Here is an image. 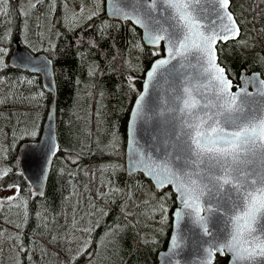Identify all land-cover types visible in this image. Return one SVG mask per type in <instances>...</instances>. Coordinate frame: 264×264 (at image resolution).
I'll return each instance as SVG.
<instances>
[{
    "label": "trees",
    "instance_id": "16d2710c",
    "mask_svg": "<svg viewBox=\"0 0 264 264\" xmlns=\"http://www.w3.org/2000/svg\"><path fill=\"white\" fill-rule=\"evenodd\" d=\"M53 1L46 0V5H52ZM83 1L87 9H98V0ZM102 1V9H98L99 14L91 20L81 17L82 21L75 22L70 19V15L65 23L57 26L53 46L41 50L29 49L34 54L45 53L55 65L60 151L54 161L47 194L39 199L23 178L17 153L10 159L3 157V138H10L12 132L10 120H3L0 116V169H12L8 176L0 180V190L10 189L8 185L16 184L31 201L27 208L10 206L8 209L0 201V222L11 223L10 216L17 217L13 218L19 225L25 223L24 241L36 248L38 240L34 241L33 237L49 235L53 226L64 220L68 200L76 196L81 208L82 199L88 196L96 205L92 216L106 219L98 229L104 228L108 230L107 233L113 229L120 231L118 240L121 244L117 245L120 256L117 264H157L158 254L167 247L172 218L169 214L167 222L156 229L147 225L144 218L150 216L157 219L162 213L160 197L165 192L172 191L157 192L141 174L128 176L125 156L120 162V169L113 171L107 166L113 163L111 154L98 148L110 143V138L103 135L102 130L117 129L122 134L126 149L131 110L142 91L146 72L160 58L152 53L160 51L163 55V49L146 47L141 32L131 23L110 20L105 13V0ZM19 11L15 3L11 5L7 1L5 4L0 0V19L13 16L18 19L14 32L0 39V48L7 49L6 55L0 54L4 61V66L0 67V75H3L9 86L27 88L32 96L44 102L40 109L43 126L50 95L45 91L41 78L17 71L9 63L14 41L20 39L22 43L19 28L21 22L25 18L33 23L37 20L34 13L24 17ZM232 11L242 29L239 40L247 43L238 44L234 41L219 45L220 63L232 81L239 80L241 70L260 72L264 78V62L260 59L264 57V0H232ZM44 20L47 22L46 16ZM3 24H8V21ZM83 91L84 95L89 92L87 97H91L92 101L93 133L85 134L77 125H73L75 112L85 103L80 99ZM2 97L3 93L0 91V103ZM11 110L12 108L8 109L0 104V115L3 112L10 113ZM37 139L24 138L20 142ZM102 186L107 188L108 195L99 194ZM141 196L151 199L140 205ZM98 198L101 200L97 203ZM164 203L172 213L176 207L175 195L172 194ZM150 232L156 240L155 244H148L143 239ZM136 240H139L137 246L134 245ZM226 262V259L217 257L215 264H227ZM55 264L65 263L59 256Z\"/></svg>",
    "mask_w": 264,
    "mask_h": 264
},
{
    "label": "snow or ice",
    "instance_id": "6c2138e0",
    "mask_svg": "<svg viewBox=\"0 0 264 264\" xmlns=\"http://www.w3.org/2000/svg\"><path fill=\"white\" fill-rule=\"evenodd\" d=\"M209 2L214 17L210 21L206 7ZM231 3L232 0H112L111 7L114 17L143 27V39L148 44L158 49L161 41L165 43L163 55L160 51L152 53L161 58L147 72L148 81L165 73L179 77L154 113V118L171 130L162 142L163 154L155 157L133 150L134 162L154 184L161 189L172 186V192L160 197L161 211L167 213L164 202L174 192L180 204L174 216L195 217V223L203 228L202 235L212 236L211 241H205L208 247L202 250L200 264H214L217 253L227 254L228 264H264V79L253 74L234 84L217 63V43L240 36ZM86 10L90 12L89 20L99 14L96 8L87 9V5L80 8V13ZM0 54L6 55L7 49L0 48ZM2 55L0 67L4 66ZM260 59L264 62V57ZM247 83L254 84L255 93L247 90ZM148 90L146 84L131 114L133 136L135 122L149 119ZM11 171L0 169V180ZM8 187L14 188L17 195L6 199L15 200L19 186ZM222 211L227 235L221 238L213 235L207 227L208 218L201 213ZM179 247L174 238L173 255ZM69 261L71 264V257Z\"/></svg>",
    "mask_w": 264,
    "mask_h": 264
},
{
    "label": "rangeland",
    "instance_id": "374dc122",
    "mask_svg": "<svg viewBox=\"0 0 264 264\" xmlns=\"http://www.w3.org/2000/svg\"><path fill=\"white\" fill-rule=\"evenodd\" d=\"M7 1L11 5L15 3L22 16L28 17L33 13L37 16L34 23L25 18L19 26L20 34H22V45L27 49L41 50L53 46L56 41L54 32L57 26L65 23L70 15L71 20L80 22L83 17H88L90 14L88 11L83 14L80 13V8L85 6L83 0H54L52 5H46V0ZM32 5H35V7H32ZM102 6L103 1L98 0V9L101 10ZM98 9L97 11H99ZM45 16L48 19L47 22L44 20ZM17 20L15 16L9 19H0V39L14 32ZM6 21H8V24H3ZM16 88L15 86H9L3 75H0V91L3 93L0 104L8 109L12 108L10 113L3 112L0 115L3 120H10L9 127L13 135L10 138H6V136L3 138L5 144L3 157L6 159L12 158L17 153L22 139H37L42 128L40 109L44 102L32 96L27 88ZM84 92H82L80 99L82 103L84 101L85 103L75 112L73 125H77L86 134V132L93 133L94 127L91 116V97H87L89 92H86L85 95ZM30 108H35V110H30ZM102 134L110 138V143L107 146L101 144L102 147L98 150L102 151L104 149V152L111 154L113 163L107 166L116 171L120 169V162L125 156L124 139L120 130L117 129L113 131L103 129ZM114 165L119 167L113 169L112 166ZM99 194L108 195L107 188L102 186ZM16 195L14 188L0 190V201L5 203L7 209L10 206L27 208L31 205L29 196L21 191L15 200L8 201L6 199L9 196ZM150 199L151 197L141 196L139 203L143 205ZM100 200L101 198H98L96 202L98 203ZM82 202L83 205L79 208V199L76 196L70 198L67 202L64 220L62 222L58 221L49 235L33 237L34 241L37 242L38 240L36 248L24 241L25 223L19 225L14 219L17 217L10 216L11 223L4 224L0 222V264H55L56 258L59 256L65 264H70L69 257H71V264H117L118 256H120L117 253V245L121 244L118 240L120 231L113 229L107 233L108 230L104 228L98 229L106 219L92 216V210L96 209V205L88 196L84 197ZM169 214L171 215L169 211L167 213L162 212L157 219L147 216L144 220L152 229H156V227H161L167 222ZM165 216L166 219H164ZM143 239L148 244L156 243L151 232L147 233ZM134 242V245L137 246L139 240Z\"/></svg>",
    "mask_w": 264,
    "mask_h": 264
},
{
    "label": "water",
    "instance_id": "95a60500",
    "mask_svg": "<svg viewBox=\"0 0 264 264\" xmlns=\"http://www.w3.org/2000/svg\"><path fill=\"white\" fill-rule=\"evenodd\" d=\"M111 4L112 0H105V13L107 17L110 20L119 21L121 23H131L141 32L144 45L148 48L156 49L143 39L145 34L143 27L133 24L132 21H124L118 17H114L112 15ZM206 7L209 9L210 21L214 18L211 14L213 5L209 2ZM236 22L240 28V36L235 40L217 43V63L220 65L221 63L218 51L219 45L237 41L242 35V29L237 19ZM164 47L165 43L161 41L159 48L163 49V53ZM9 63L10 66L17 71L39 76L42 80V85L45 91L50 95L48 109L40 137L35 141H25L21 143L17 151V158L24 180L31 186L36 197L43 199L47 194L55 158L60 151V144L58 141V85L55 65L53 60L45 53L33 54L29 49L22 45L20 39L14 41V48L11 53ZM172 63L175 64L176 61L174 60ZM152 66L153 64L149 70ZM147 72L141 92H144L145 85L148 84L149 90L146 95V110H148L149 119L137 120L135 122V133L133 136L130 123L136 99L131 110L127 126L125 170L128 176H133L135 174L143 175L148 181H150L153 188L157 192L161 193L165 190L172 191V186L168 185L161 189L159 185L154 184L152 179L145 175L144 172L140 170V166L134 162L136 157L133 155V150H141L145 154H151L155 157H159L163 154L162 142L170 134L171 130L165 129L162 124L154 118V113L159 109L164 99L170 95L169 90L172 86L178 83L179 77L175 74L168 75L165 73L164 76L158 75L156 80L149 82L147 79ZM254 74H258L259 79H263L260 73ZM252 75L253 74H248L246 70L241 71L239 82L242 77L247 78ZM246 87L249 92L255 93L256 87L253 83H247ZM235 90L236 89L233 88V91ZM133 141H135V143ZM157 149L160 151H157ZM173 194L175 195L176 207L171 213V233L166 249L161 251L157 256V264H176L177 261H179V264H200V261L204 257V252L202 250L208 247V244H206L205 241H211L212 236L202 235L203 228L195 223V217L184 215L177 219L174 216V212L180 207V204L176 199V194L174 192ZM201 215L208 218L207 227L211 230L214 236L222 238L227 235L226 217L223 211L211 214L202 212ZM174 238H176V243L180 245V247L176 250V255L172 254V244ZM217 256L221 255L219 253L216 254L214 264Z\"/></svg>",
    "mask_w": 264,
    "mask_h": 264
},
{
    "label": "flooded vegetation",
    "instance_id": "af4514ba",
    "mask_svg": "<svg viewBox=\"0 0 264 264\" xmlns=\"http://www.w3.org/2000/svg\"><path fill=\"white\" fill-rule=\"evenodd\" d=\"M231 10H232V3H231ZM233 12V11H232ZM235 15V14H234ZM241 71H243V70H241ZM241 71H240V73H241ZM248 74H254V73H260V72H247ZM261 74V73H260ZM240 76V75H239ZM261 76H262V74H261ZM234 78V77H233ZM262 78H263V76H262ZM264 79V78H263ZM233 83L234 84H238L239 83V80L238 79H236V82L235 81H233ZM217 257H220V259H226V263L228 264V260H229V256L226 254L225 256H217ZM216 257V258H217Z\"/></svg>",
    "mask_w": 264,
    "mask_h": 264
}]
</instances>
